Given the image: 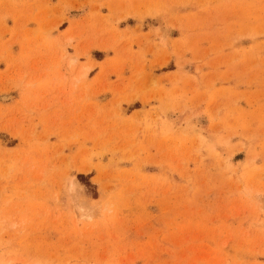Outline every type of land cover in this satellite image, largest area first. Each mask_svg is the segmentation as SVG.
Segmentation results:
<instances>
[{"label": "rangeland", "instance_id": "374dc122", "mask_svg": "<svg viewBox=\"0 0 264 264\" xmlns=\"http://www.w3.org/2000/svg\"><path fill=\"white\" fill-rule=\"evenodd\" d=\"M0 264H264V0H0Z\"/></svg>", "mask_w": 264, "mask_h": 264}, {"label": "bare ground", "instance_id": "6f19581e", "mask_svg": "<svg viewBox=\"0 0 264 264\" xmlns=\"http://www.w3.org/2000/svg\"><path fill=\"white\" fill-rule=\"evenodd\" d=\"M4 97V96H3ZM6 99V98H5Z\"/></svg>", "mask_w": 264, "mask_h": 264}]
</instances>
